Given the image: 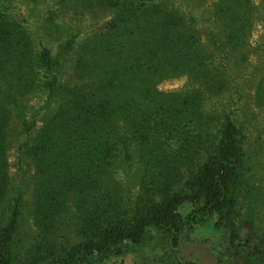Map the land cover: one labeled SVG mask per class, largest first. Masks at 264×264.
Segmentation results:
<instances>
[{
	"label": "trees",
	"instance_id": "trees-1",
	"mask_svg": "<svg viewBox=\"0 0 264 264\" xmlns=\"http://www.w3.org/2000/svg\"><path fill=\"white\" fill-rule=\"evenodd\" d=\"M94 2L120 6L127 14L139 11L130 7L140 4ZM229 2L247 6L249 0ZM182 19L167 12L164 22L109 23L81 47L73 85L64 84L63 75L77 39L67 40L55 54L48 48L35 53L20 26L0 23V76L12 70L13 82L29 88L25 93L40 88L48 101L60 103L32 147L39 180L46 182L35 212L39 219L45 216L43 231H51L70 195L90 204L78 226L87 242L65 249L57 264H101L137 249L150 230L161 231L179 249L204 223L235 227L237 191L246 181L241 128L224 113L218 139L207 151V114L198 101L157 89L182 68L200 73V42ZM15 54L21 59L18 65L13 64ZM36 128L37 120L22 122L25 144ZM5 147L6 137L0 133V198L11 187L2 161ZM135 159L140 163V192L132 203L121 196L110 174ZM95 174L101 187L88 194L85 184ZM186 205L191 210L183 215ZM23 207L22 195L10 205L9 222L0 234V264L19 262ZM239 248L246 254L245 264H264V242L253 246L232 232L229 251ZM39 258L27 256L23 263L41 264L44 257Z\"/></svg>",
	"mask_w": 264,
	"mask_h": 264
},
{
	"label": "rangeland",
	"instance_id": "rangeland-1",
	"mask_svg": "<svg viewBox=\"0 0 264 264\" xmlns=\"http://www.w3.org/2000/svg\"><path fill=\"white\" fill-rule=\"evenodd\" d=\"M118 1L130 3L132 0ZM133 1L140 4L130 8L138 7L139 11L127 14L120 6H99L94 0H0V23L20 26L29 36L35 53L48 48L55 54L67 40L77 39L63 75V83L73 85L81 47L109 23H155L163 20L167 12L182 17V23H187L186 28L200 42V73L193 68H182L173 77L161 81L157 89L200 102L195 104L207 114L204 116L208 122L204 134L207 151L218 139L226 116L241 128L246 181L237 191L235 227L219 228L214 221L204 223L189 233L179 249H173L161 231L150 230L137 249L112 256L101 264H245L243 248L230 252L229 241L231 233L236 232L253 246L264 242V0H249L247 6L233 5L229 0ZM14 63H21L16 54ZM12 74L9 70L0 76V133L6 137L2 161L11 181L9 194L0 198V234L9 222L10 205L22 195L24 207L16 245L20 257L17 264H24L27 256L36 255L44 257L41 264H57L65 249L87 242L79 234L78 226L90 204L77 194L70 195L51 234L45 236L49 234L43 231L45 216L39 219L35 212L39 189L46 182L39 180L32 147L40 141V131L60 103L48 101L40 88L25 93L29 88L13 82ZM35 120L37 128L25 144L27 137L22 132V122ZM140 175V163L135 159L130 164L117 166L110 178L126 201L136 203ZM97 179L95 174L93 181L85 184L88 194L101 187ZM190 210L191 206L186 205L181 213L186 215Z\"/></svg>",
	"mask_w": 264,
	"mask_h": 264
}]
</instances>
